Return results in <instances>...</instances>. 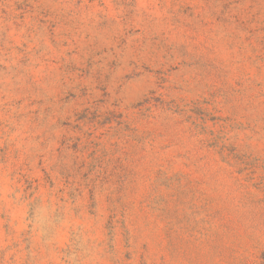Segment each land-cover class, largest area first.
<instances>
[{
    "label": "rangeland",
    "instance_id": "1",
    "mask_svg": "<svg viewBox=\"0 0 264 264\" xmlns=\"http://www.w3.org/2000/svg\"><path fill=\"white\" fill-rule=\"evenodd\" d=\"M0 264H264V0H0Z\"/></svg>",
    "mask_w": 264,
    "mask_h": 264
}]
</instances>
